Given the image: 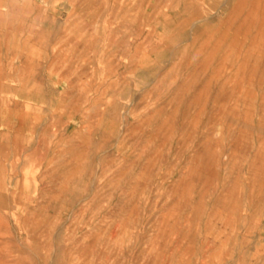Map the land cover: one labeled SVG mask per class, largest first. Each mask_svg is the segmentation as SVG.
Wrapping results in <instances>:
<instances>
[{
	"label": "rangeland",
	"instance_id": "374dc122",
	"mask_svg": "<svg viewBox=\"0 0 264 264\" xmlns=\"http://www.w3.org/2000/svg\"><path fill=\"white\" fill-rule=\"evenodd\" d=\"M0 264H264V0H0Z\"/></svg>",
	"mask_w": 264,
	"mask_h": 264
},
{
	"label": "bare ground",
	"instance_id": "6f19581e",
	"mask_svg": "<svg viewBox=\"0 0 264 264\" xmlns=\"http://www.w3.org/2000/svg\"><path fill=\"white\" fill-rule=\"evenodd\" d=\"M229 1V0H228ZM226 2V1H225ZM225 4V3H224ZM199 6V5H198ZM220 10V9H219ZM238 27V26H237ZM39 64V63H38ZM2 75V74H1ZM22 110V109H21ZM36 119V118H35ZM232 197V196H231Z\"/></svg>",
	"mask_w": 264,
	"mask_h": 264
}]
</instances>
